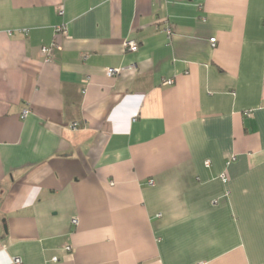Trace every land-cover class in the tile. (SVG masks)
<instances>
[{"label":"crops","instance_id":"crops-1","mask_svg":"<svg viewBox=\"0 0 264 264\" xmlns=\"http://www.w3.org/2000/svg\"><path fill=\"white\" fill-rule=\"evenodd\" d=\"M15 257L264 264V0H0V264Z\"/></svg>","mask_w":264,"mask_h":264},{"label":"built area","instance_id":"built-area-1","mask_svg":"<svg viewBox=\"0 0 264 264\" xmlns=\"http://www.w3.org/2000/svg\"><path fill=\"white\" fill-rule=\"evenodd\" d=\"M59 13L60 14L63 13L62 8H60ZM55 32L56 33H59V34H61V33L64 34L66 32L65 25L61 24V25L56 26ZM209 41H210L211 46L214 47L215 46L216 39L215 38H210ZM124 47H125L126 50L135 51L137 49L138 45H137V42L136 41L131 40V39H128V40H125L124 41ZM40 54L43 55L44 60L46 62H49L50 59H51V47L42 46L40 48ZM108 73L114 75V74L120 73V69H117V68L116 69H109L108 70ZM172 83H173V80L172 79H166V80H164L162 82L163 85H170ZM27 113H28V109H23L22 112H21V114H20V116L22 118H24V117H26ZM77 126H78L77 123H73L72 124V127L73 128H76ZM205 165H208V162L207 161L205 162ZM221 179L223 181L226 180V178H225L224 175H221ZM149 183H152V181L150 180ZM71 221H72L73 224H77V222H78L77 218H72ZM69 249H70V246L69 245L65 246V250H69ZM53 259L55 260L56 258L54 257ZM13 262H14V264H19L21 262V259L19 257H15V258H13ZM195 264H204V263L198 262V263H195Z\"/></svg>","mask_w":264,"mask_h":264}]
</instances>
